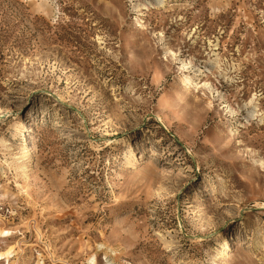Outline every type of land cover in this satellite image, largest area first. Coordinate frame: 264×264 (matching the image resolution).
Instances as JSON below:
<instances>
[{
    "label": "rangeland",
    "instance_id": "rangeland-1",
    "mask_svg": "<svg viewBox=\"0 0 264 264\" xmlns=\"http://www.w3.org/2000/svg\"><path fill=\"white\" fill-rule=\"evenodd\" d=\"M148 1L0 0V264H264V0Z\"/></svg>",
    "mask_w": 264,
    "mask_h": 264
},
{
    "label": "bare ground",
    "instance_id": "bare-ground-1",
    "mask_svg": "<svg viewBox=\"0 0 264 264\" xmlns=\"http://www.w3.org/2000/svg\"><path fill=\"white\" fill-rule=\"evenodd\" d=\"M158 3L157 4H161V3H164L163 0H157ZM149 4V1L148 0H144V3L141 4V5H137L135 7L136 11L135 13H140L142 8L141 7H144L145 5ZM188 65L189 63H186L184 62L181 66V77L179 78V82H178V85L179 86H184L185 84L189 83L191 81V79L195 76H197V72L198 71H194V75L192 77H188L186 76L187 74V69H188ZM202 88L205 89L210 95L212 94L213 91H211L210 87L208 84H203L202 85ZM257 99L255 96H252L248 101L247 103H245L244 107H248L250 108L249 110H246L247 114L249 115L250 118L253 119V117H261V114L260 112L258 111L257 107H258V102H256ZM228 113L230 114L231 117H233L232 115L234 114V112L229 108V111ZM258 122H260L259 125H263L264 122H263V119H259ZM162 126V125H161Z\"/></svg>",
    "mask_w": 264,
    "mask_h": 264
}]
</instances>
